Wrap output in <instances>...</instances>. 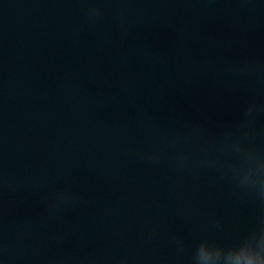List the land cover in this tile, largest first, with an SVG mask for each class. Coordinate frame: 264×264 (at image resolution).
Masks as SVG:
<instances>
[{"label":"water","instance_id":"95a60500","mask_svg":"<svg viewBox=\"0 0 264 264\" xmlns=\"http://www.w3.org/2000/svg\"><path fill=\"white\" fill-rule=\"evenodd\" d=\"M0 264H264V0H0Z\"/></svg>","mask_w":264,"mask_h":264}]
</instances>
